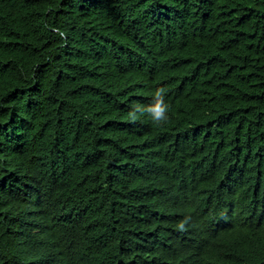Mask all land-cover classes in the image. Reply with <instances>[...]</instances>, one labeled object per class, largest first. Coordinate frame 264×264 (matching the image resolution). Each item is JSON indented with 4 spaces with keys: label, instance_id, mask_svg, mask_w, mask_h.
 Here are the masks:
<instances>
[{
    "label": "trees",
    "instance_id": "obj_1",
    "mask_svg": "<svg viewBox=\"0 0 264 264\" xmlns=\"http://www.w3.org/2000/svg\"><path fill=\"white\" fill-rule=\"evenodd\" d=\"M0 264H264V0H0Z\"/></svg>",
    "mask_w": 264,
    "mask_h": 264
},
{
    "label": "clouds",
    "instance_id": "obj_2",
    "mask_svg": "<svg viewBox=\"0 0 264 264\" xmlns=\"http://www.w3.org/2000/svg\"><path fill=\"white\" fill-rule=\"evenodd\" d=\"M63 35V33H61ZM166 88L157 87L153 92L152 102L148 105H134L132 110L129 111L128 117L131 121L135 122L138 115L142 116L147 114L154 126H163L169 119V105L165 101ZM184 222H181L179 227L184 229Z\"/></svg>",
    "mask_w": 264,
    "mask_h": 264
}]
</instances>
